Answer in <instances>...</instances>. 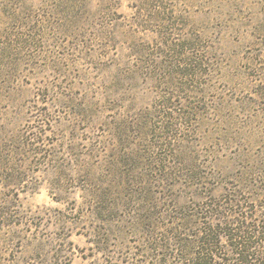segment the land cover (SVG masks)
<instances>
[{
	"label": "rangeland",
	"instance_id": "374dc122",
	"mask_svg": "<svg viewBox=\"0 0 264 264\" xmlns=\"http://www.w3.org/2000/svg\"><path fill=\"white\" fill-rule=\"evenodd\" d=\"M201 193L264 206V0H0V264L141 262Z\"/></svg>",
	"mask_w": 264,
	"mask_h": 264
},
{
	"label": "trees",
	"instance_id": "16d2710c",
	"mask_svg": "<svg viewBox=\"0 0 264 264\" xmlns=\"http://www.w3.org/2000/svg\"><path fill=\"white\" fill-rule=\"evenodd\" d=\"M164 212L167 224L145 241L143 260L127 264H264V206L252 196L193 194Z\"/></svg>",
	"mask_w": 264,
	"mask_h": 264
}]
</instances>
